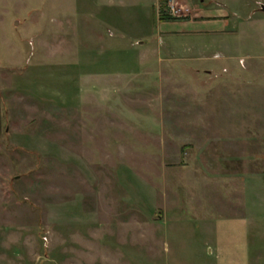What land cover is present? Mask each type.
<instances>
[{
    "label": "rangeland",
    "instance_id": "rangeland-1",
    "mask_svg": "<svg viewBox=\"0 0 264 264\" xmlns=\"http://www.w3.org/2000/svg\"><path fill=\"white\" fill-rule=\"evenodd\" d=\"M165 3L0 0V264H211L264 198V0Z\"/></svg>",
    "mask_w": 264,
    "mask_h": 264
},
{
    "label": "crops",
    "instance_id": "crops-1",
    "mask_svg": "<svg viewBox=\"0 0 264 264\" xmlns=\"http://www.w3.org/2000/svg\"><path fill=\"white\" fill-rule=\"evenodd\" d=\"M263 186H261L262 188ZM257 192V191H256ZM262 192V189L260 190ZM259 191L258 196L238 198V202L232 204L240 205L242 203V209H237L238 217H229L224 219L221 225L217 223L210 224V228L203 229L201 231H192L198 234L207 235V238L213 237V241L205 243L208 249L210 257L213 259L211 264H252L253 256L257 255L256 251L252 250V242L256 245L264 236V230L261 226H264V198H262ZM252 218L248 219V214ZM224 222V223H223ZM254 222L256 227L254 229L249 228V224ZM219 227H221L219 229ZM194 235V234H192ZM201 236V235H200ZM194 237V238H195ZM216 238V240L214 239ZM255 252V255H253ZM262 247L258 253L261 254ZM259 255V260H260ZM264 264V263H262Z\"/></svg>",
    "mask_w": 264,
    "mask_h": 264
},
{
    "label": "trees",
    "instance_id": "trees-1",
    "mask_svg": "<svg viewBox=\"0 0 264 264\" xmlns=\"http://www.w3.org/2000/svg\"><path fill=\"white\" fill-rule=\"evenodd\" d=\"M165 6H166V3H165V0H161V6H160V20L161 21H174L176 20L175 18L171 17V16H168L166 13H165Z\"/></svg>",
    "mask_w": 264,
    "mask_h": 264
},
{
    "label": "water",
    "instance_id": "water-1",
    "mask_svg": "<svg viewBox=\"0 0 264 264\" xmlns=\"http://www.w3.org/2000/svg\"><path fill=\"white\" fill-rule=\"evenodd\" d=\"M262 10L264 11V7H262Z\"/></svg>",
    "mask_w": 264,
    "mask_h": 264
}]
</instances>
